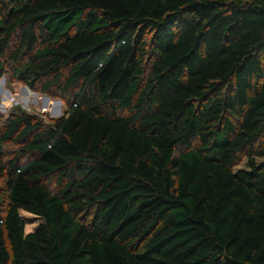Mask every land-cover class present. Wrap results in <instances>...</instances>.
I'll return each mask as SVG.
<instances>
[{
  "label": "trees",
  "instance_id": "trees-1",
  "mask_svg": "<svg viewBox=\"0 0 264 264\" xmlns=\"http://www.w3.org/2000/svg\"><path fill=\"white\" fill-rule=\"evenodd\" d=\"M11 45L68 104L0 132V264H264V0H0Z\"/></svg>",
  "mask_w": 264,
  "mask_h": 264
},
{
  "label": "rangeland",
  "instance_id": "rangeland-1",
  "mask_svg": "<svg viewBox=\"0 0 264 264\" xmlns=\"http://www.w3.org/2000/svg\"><path fill=\"white\" fill-rule=\"evenodd\" d=\"M14 47L15 45H11L10 50L6 51L3 58L5 71L0 79V132L3 130L6 121L18 110L37 116V118L45 124L61 118L67 111L68 103L62 100L63 95L59 93L56 87L49 88V94L43 93L41 88L45 81L36 83L34 89H32L23 78L20 79L17 77L14 73L15 70L24 63H27L31 59L32 53L29 55L24 54L25 56L18 62H12L10 56H12V48ZM53 110H57V112L60 111V113L51 115ZM18 148L19 146L14 143L13 140L6 142L4 144L6 158L15 155ZM246 162V151H244L238 155L234 170L247 169ZM256 162L259 163L260 160L256 159ZM64 184L65 183L60 186L50 182L48 186L53 193H57L61 191ZM0 195L3 197L2 202H4L6 199V192L3 183L0 184ZM20 216L25 222V234L34 232L42 222L40 218L24 212H20Z\"/></svg>",
  "mask_w": 264,
  "mask_h": 264
},
{
  "label": "water",
  "instance_id": "water-1",
  "mask_svg": "<svg viewBox=\"0 0 264 264\" xmlns=\"http://www.w3.org/2000/svg\"><path fill=\"white\" fill-rule=\"evenodd\" d=\"M58 113H60V111L57 112V110L51 112V115H57Z\"/></svg>",
  "mask_w": 264,
  "mask_h": 264
},
{
  "label": "built area",
  "instance_id": "built-area-1",
  "mask_svg": "<svg viewBox=\"0 0 264 264\" xmlns=\"http://www.w3.org/2000/svg\"><path fill=\"white\" fill-rule=\"evenodd\" d=\"M53 111H55V110H53Z\"/></svg>",
  "mask_w": 264,
  "mask_h": 264
}]
</instances>
